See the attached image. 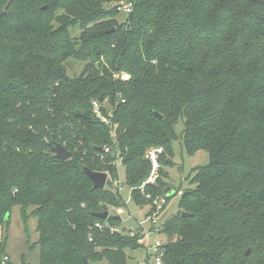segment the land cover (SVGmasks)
Here are the masks:
<instances>
[{"label": "trees", "instance_id": "trees-1", "mask_svg": "<svg viewBox=\"0 0 264 264\" xmlns=\"http://www.w3.org/2000/svg\"><path fill=\"white\" fill-rule=\"evenodd\" d=\"M119 1L0 0V225L14 207L25 229L35 219L38 264H130L140 245L93 216L122 196L110 180L93 189L82 167L114 178L102 148L115 145L133 204L146 206V151L162 149L144 191L164 194L181 121L186 151L209 162L161 224L162 264H264V0H131L124 21ZM55 142L73 156L56 159Z\"/></svg>", "mask_w": 264, "mask_h": 264}, {"label": "rangeland", "instance_id": "rangeland-1", "mask_svg": "<svg viewBox=\"0 0 264 264\" xmlns=\"http://www.w3.org/2000/svg\"><path fill=\"white\" fill-rule=\"evenodd\" d=\"M111 4L105 5V8H111ZM118 21H124L125 16L119 14L117 16ZM73 34L78 33V29L71 30ZM67 74L75 76L82 70L83 63L68 60L66 62ZM183 124L179 121L174 127L175 133L178 138L173 141V155L171 161L173 166L164 167V170L168 173L167 182L169 183L168 201L164 207V210L159 216V222L162 224L167 218L175 214L178 210V195L177 192L184 191L188 188H192L190 184V177L192 169L198 166H204L209 162L208 153L201 149L194 154H189L186 151L184 139L181 136ZM120 179H124V168L121 164L118 166ZM158 179V178H157ZM122 198L128 202L127 206L123 208L121 227H135L139 221L144 219V213L148 210L147 206L137 207L129 199L128 189L122 192ZM131 214V215H130ZM36 221L30 218L27 223V229L24 227V223L20 216L18 207H14L10 213L8 221L0 225V258L6 254L11 260L12 264H38V248L33 246V243L37 240V232L35 230ZM156 240L164 243L165 235L153 234L149 238V242L154 244ZM129 257V263L135 264L139 261L146 262L148 260L147 253L144 247H137L134 249H127L126 251ZM153 254L154 251H151ZM150 264H153V257L149 260Z\"/></svg>", "mask_w": 264, "mask_h": 264}, {"label": "built area", "instance_id": "built-area-1", "mask_svg": "<svg viewBox=\"0 0 264 264\" xmlns=\"http://www.w3.org/2000/svg\"><path fill=\"white\" fill-rule=\"evenodd\" d=\"M134 6V2L131 0H125V1H119L115 3L114 9L119 14H123L124 16L129 15L132 12ZM123 79L127 78V75H122ZM93 106V113L100 119L103 124L107 125L108 127H112V113L108 111L107 113H103L100 109V104L97 101H92ZM113 131V130H112ZM112 137H115V134L112 133ZM103 152L108 154H115L116 160H115V166H116V176L114 178H110V175L107 174V179L105 186H107L108 181L111 182V189L116 191L118 194L122 196V192L125 189H128L129 192V199L132 201L131 192L133 190L132 187H128L125 183V177L123 180H121L119 177V171L118 166L121 164V156L119 154L118 149L115 147V145H108L104 146L102 148ZM162 153L161 148H150L146 151L145 157L150 161L151 163V171L148 175V177L142 182V184L138 187V189L141 191L142 196L148 201V204L146 205L148 207L147 212L144 214V219L142 221H139L135 227H121V226H114L110 224V222L107 220V217L109 215L119 216L120 220L122 222V214L124 213L123 208L127 206L128 202L125 201L122 198L124 206L120 207H109L107 212L108 216L106 217L105 221L102 222H95V227L99 229H107L111 233H120L125 234L130 238L135 239V242L137 245H140V247H144L147 253L148 260L146 262H137L136 264H150L149 260L151 257H153V264H162V256H163V243L159 240H156L154 244H151L149 242V238L153 234H160L161 233V224L159 222V216L164 210V207L168 201V191L164 192V194L160 195H152L151 193H148L144 191V186L147 184H154L156 182V179L158 177V156ZM122 165V164H121ZM181 191L177 192V195L180 196ZM131 215V214H130ZM151 251H154L152 254ZM0 264H12L11 258L4 254L0 258ZM20 264V263H17Z\"/></svg>", "mask_w": 264, "mask_h": 264}, {"label": "water", "instance_id": "water-1", "mask_svg": "<svg viewBox=\"0 0 264 264\" xmlns=\"http://www.w3.org/2000/svg\"><path fill=\"white\" fill-rule=\"evenodd\" d=\"M155 115L159 118L162 119V116L159 115L158 113H155ZM52 151L54 153V156L56 159L59 160H68L73 156V153L67 149L64 145L60 143H53L51 144ZM83 173L89 178V180L92 183V188L93 189H102L105 186L106 179H107V174L105 172H100V171H93L90 168L83 166L82 167ZM169 188L165 189V192H167ZM182 216H187V213L181 212ZM94 217H97L99 219H105L108 216L107 211L103 212H96L93 213ZM117 219L120 220L119 216H115ZM249 253V249H247L246 254ZM83 264H90L85 258L82 259Z\"/></svg>", "mask_w": 264, "mask_h": 264}, {"label": "crops", "instance_id": "crops-1", "mask_svg": "<svg viewBox=\"0 0 264 264\" xmlns=\"http://www.w3.org/2000/svg\"><path fill=\"white\" fill-rule=\"evenodd\" d=\"M146 212H147V211H145V213H146ZM145 213H144V214H145ZM144 214H143V215H144ZM122 222H123V220H122ZM139 262H141V261H139ZM18 263H19V262H18ZM135 264H136V263H135Z\"/></svg>", "mask_w": 264, "mask_h": 264}]
</instances>
